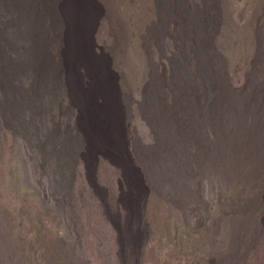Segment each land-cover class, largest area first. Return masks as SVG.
Returning <instances> with one entry per match:
<instances>
[{"label": "rangeland", "instance_id": "rangeland-1", "mask_svg": "<svg viewBox=\"0 0 264 264\" xmlns=\"http://www.w3.org/2000/svg\"><path fill=\"white\" fill-rule=\"evenodd\" d=\"M122 1L136 23L134 1ZM96 2L104 15L92 31L91 53L95 60L106 57L113 75L125 160L82 139L79 106L62 86L42 92L36 67L8 75V62L34 57L39 34L34 0H0V264H208L211 251L223 247L219 254L229 264L247 251V262L238 264H264V196L240 201L228 174L205 168L190 170L180 192L174 171L153 149L148 160L138 159V147L161 143L168 126L148 109V99L140 96L144 89L130 83L139 63L126 39V21L110 0ZM218 5L238 22L259 10L258 0ZM164 31V53L152 59L162 81L159 102L168 111L178 104L171 77L180 42L175 22ZM60 40L52 35L54 63ZM216 45L226 51L218 38ZM16 99L25 106L10 119Z\"/></svg>", "mask_w": 264, "mask_h": 264}, {"label": "bare ground", "instance_id": "bare-ground-1", "mask_svg": "<svg viewBox=\"0 0 264 264\" xmlns=\"http://www.w3.org/2000/svg\"><path fill=\"white\" fill-rule=\"evenodd\" d=\"M110 1L126 21V39L133 47L130 54L139 63V75L130 83L144 89L140 96L148 99V109L168 126L161 143L148 144L150 149L138 147V159L148 160L153 149L174 171V185L179 191H185L184 179L191 177L190 170L205 168L228 174L240 201L264 196V0H258L256 17H245L241 22L223 15L219 0H133L136 26L122 8L126 1ZM34 2L39 34L35 54L31 53L34 57L8 62V75L13 77L18 70L31 73L36 67L42 92L49 94L56 90L51 86H62L79 106L82 139L125 160L119 151L122 106L113 90V75L107 58L95 60L91 53L92 31L104 15L101 6L96 0ZM168 21L175 22L180 45L172 59L171 77L178 104L167 111L159 102L162 81L157 79L153 59L164 53ZM52 35L61 38L53 47L57 63L51 59ZM109 37L113 44V37ZM217 38L226 51L217 47ZM20 101L9 106L10 119L25 106ZM250 115L252 121L247 122ZM193 175L198 177L197 172ZM224 248L220 251L226 252ZM220 251H211L208 264L230 263ZM248 252L237 256L243 259H237L236 264L246 263Z\"/></svg>", "mask_w": 264, "mask_h": 264}]
</instances>
